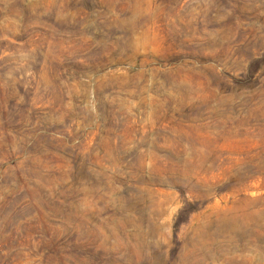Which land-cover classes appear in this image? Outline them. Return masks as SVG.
I'll use <instances>...</instances> for the list:
<instances>
[{
  "label": "rangeland",
  "instance_id": "1",
  "mask_svg": "<svg viewBox=\"0 0 264 264\" xmlns=\"http://www.w3.org/2000/svg\"><path fill=\"white\" fill-rule=\"evenodd\" d=\"M0 264H264V0H0Z\"/></svg>",
  "mask_w": 264,
  "mask_h": 264
}]
</instances>
